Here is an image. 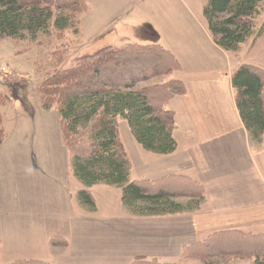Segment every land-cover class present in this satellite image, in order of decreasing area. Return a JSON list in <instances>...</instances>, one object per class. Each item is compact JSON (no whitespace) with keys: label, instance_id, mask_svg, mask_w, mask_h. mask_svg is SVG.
Returning <instances> with one entry per match:
<instances>
[{"label":"trees","instance_id":"1","mask_svg":"<svg viewBox=\"0 0 264 264\" xmlns=\"http://www.w3.org/2000/svg\"><path fill=\"white\" fill-rule=\"evenodd\" d=\"M205 1L203 16L215 46L226 53L238 52L253 34L252 20L258 15L262 0ZM86 10L83 0H0V35L33 41L38 34L46 33L51 24L58 32L77 25L73 17ZM180 70L174 56L158 45L127 44L105 47L80 57L72 68L55 72L45 81L38 95L44 110L50 109L48 104L52 100L58 101L60 130L73 148L72 177L86 189L76 194L80 206L94 212V199L88 189L105 186L119 189L123 207L139 218L173 216L199 207L204 190L189 179L169 176L154 182H132L130 161L118 130L123 122L144 151L161 156L172 154L176 149L172 136L174 113L166 110V106L173 98L185 94L183 83L171 80L138 90L136 87ZM231 86L248 136L252 142L260 143L264 133V69L239 65L231 76ZM176 199L190 202L183 206ZM232 236L230 233L209 236L203 243L185 248L179 260L194 253L199 260L253 256L257 263L263 262L264 236H246L250 239L245 241ZM233 242L241 249L245 247L244 252L228 253L227 247L233 248ZM49 244L66 247L67 243L55 237ZM155 261L136 258L131 264H156ZM12 264L46 263L31 260Z\"/></svg>","mask_w":264,"mask_h":264},{"label":"crops","instance_id":"2","mask_svg":"<svg viewBox=\"0 0 264 264\" xmlns=\"http://www.w3.org/2000/svg\"><path fill=\"white\" fill-rule=\"evenodd\" d=\"M94 1L96 14L91 16L86 5L87 10L81 16L82 21L86 20L88 25L93 24L98 30L81 44L91 45L102 39L107 40L108 37H117L116 33L112 30L108 32V28L101 24L102 16L111 15L112 20L122 21L123 30L136 24L133 20L134 14H130V7V10L124 8L127 14L122 18L120 15L116 16L118 9L113 7L112 3L107 0ZM89 6L91 7L90 4ZM140 9L170 38L185 42L187 47L168 50L159 44H153L171 53L180 64L181 70L166 77L162 83V78H157L140 84L141 87L136 89L177 80L183 83L185 94L173 98L166 106V110L174 113L172 136L176 149L171 155L148 153L132 138L124 142L121 138L131 165L130 180L154 182L169 176H179L198 184L203 188L204 196L194 211L152 218L135 217L123 206L116 216L104 214L99 218L91 216L92 212L80 205H77L76 213L72 203L71 210L69 206L58 210V204L55 205L56 211L51 207L45 208L51 215L59 214L65 217L61 221L66 222V233L58 235L59 238L64 241H67L66 238H69L68 241L78 240L82 246L88 248L93 247L95 241L100 242L101 251L92 256L90 253L85 264H106L108 260L117 257L125 258V264L136 258L167 262L162 259L171 254L177 258L172 262H178L187 246L201 243L214 234L230 233L234 235L232 238L242 241L250 239L249 237L264 236V133L260 143L251 141L237 111L235 93L231 86V76L239 65L262 69L264 67L253 62H240L234 70L231 66H228L227 70L229 55L216 47L210 38L205 36L210 46L200 48L199 42L202 39H198V36H201L203 27H197L191 37L183 36L174 22L161 12L157 17H153L150 7L143 5ZM80 23L82 22L79 18L77 27ZM105 47L114 46L99 42L94 48L82 49L83 54L79 57L92 55ZM221 57L226 65L223 64L220 68L217 61L221 60ZM233 57L238 60L236 56ZM152 81H155V84L151 83ZM147 83L152 85H144ZM122 127L127 126L120 122L119 130ZM63 179L61 177L60 181ZM71 183H76L80 190L84 189L74 178ZM16 188L21 191L19 198L26 199L27 183L22 181ZM186 201L189 202L190 199H176L179 204ZM46 205L49 206L47 203ZM68 241L64 248L51 247L60 250L56 253L67 255L70 247ZM244 249L245 247L239 248L235 242L233 248L227 247L228 253H242ZM236 258L238 261L248 260L249 264H258L253 256Z\"/></svg>","mask_w":264,"mask_h":264},{"label":"rangeland","instance_id":"3","mask_svg":"<svg viewBox=\"0 0 264 264\" xmlns=\"http://www.w3.org/2000/svg\"><path fill=\"white\" fill-rule=\"evenodd\" d=\"M84 1L88 5L87 12H91V16H94L97 12L93 6L95 1ZM107 1L112 3L113 7L116 6L115 8L118 9L116 16L120 15L122 18L127 14L124 8L130 7L132 9L130 14H134L133 20L136 22L133 27L123 30L122 21L112 20L111 15L102 16L101 24L108 28V32L112 30L116 33L115 38L108 37L107 40L102 39L91 45L81 44L95 33L96 29L98 30L93 24L88 25L86 20L82 21L81 15L73 17L76 23L80 18L82 23L78 27L73 25L65 31L58 32L51 24L46 33L38 34L33 41L27 38L22 41L12 40L0 35V131L3 134L0 145V264L31 260L46 264H85L86 257L90 253L92 256L101 251L98 240L94 242L93 247L88 248L82 246L78 240L68 241L69 238H66L70 243L67 255L56 253L60 250L53 249L49 244L52 237L59 238L58 235L66 233V222L61 221L64 216L51 215L44 209L51 207L56 211L55 205L58 204V210L68 206L71 210L70 203H72L77 213L79 204L76 194L80 189L76 183H71L73 178L70 159L73 148L68 146L60 130L58 101L52 100V104H48L50 109H42L38 93L45 81L55 72L72 68L73 63L83 54L82 49L94 48L99 42L117 48L127 44L140 46L159 44L168 50L187 47L185 42L170 38L152 18L144 14L140 9L143 5L151 8L153 17H157L161 12L169 18L183 36L191 37L197 27H203L200 31L201 36H198V39H202L199 42L201 49L210 46L205 36L214 44L203 16L205 0ZM252 24L253 34L241 51L235 55L227 53L230 58L227 70L228 66L234 70L240 62H253L264 67V0L261 1L259 13L252 20ZM260 33L261 36L258 37ZM224 62V58L221 57V60L217 61V66L221 68ZM159 78H162L161 83L167 79ZM153 82L155 81L151 83ZM138 87L140 88L141 85L139 84ZM43 99L47 101L44 97ZM119 135L120 141L122 138L123 142L132 138L127 127H122ZM61 177L64 178L63 181H60ZM22 181L27 183V197L24 200L19 198L21 191L16 188V185ZM90 192L95 202V213L92 212L91 216L98 218L104 214L116 216L120 212L123 205L119 189L96 186ZM189 202L186 201L182 205L185 206ZM12 208L15 210L13 211ZM54 234L56 236H53ZM192 247L193 245H190L186 248ZM172 255L164 256L162 260L167 262L158 260L155 262L156 264H249L248 260L238 261L237 258L227 256L199 260L194 253H189L186 260L172 262L177 260ZM125 262V258L117 257L108 260L106 264H125ZM258 264H264V260Z\"/></svg>","mask_w":264,"mask_h":264}]
</instances>
